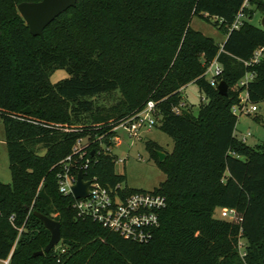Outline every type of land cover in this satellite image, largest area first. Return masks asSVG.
<instances>
[{"label":"trees","instance_id":"trees-1","mask_svg":"<svg viewBox=\"0 0 264 264\" xmlns=\"http://www.w3.org/2000/svg\"><path fill=\"white\" fill-rule=\"evenodd\" d=\"M37 1L0 0V118L11 177L0 182V260L264 264V145L236 138L232 111L244 89L249 102H264V54L258 63L244 64L264 46V30L244 21L228 31L243 0H77L34 36L17 5ZM257 9L264 12V1L257 0ZM201 14L207 21L218 18L213 23L226 35L221 44L190 27L193 15ZM214 58L222 65L217 80L228 87L247 72L255 76L221 95L203 76ZM57 69L68 76L53 83ZM191 82L205 97L196 115L183 102L182 88ZM115 91L114 103L100 104L99 96ZM149 100L158 113L156 127L173 148L159 160L162 147L146 142L165 174L152 190L165 198V207L150 239L136 242L78 216L74 198L58 190L57 173L68 155L78 159L72 148L86 138L84 178L123 184L124 195L145 191L130 188L115 172L117 157L105 147H113L112 128ZM222 208L234 209L240 220L222 217ZM35 212L61 227L60 242L38 256L33 253L44 248L50 232Z\"/></svg>","mask_w":264,"mask_h":264},{"label":"built area","instance_id":"built-area-1","mask_svg":"<svg viewBox=\"0 0 264 264\" xmlns=\"http://www.w3.org/2000/svg\"><path fill=\"white\" fill-rule=\"evenodd\" d=\"M264 1V0H260ZM252 11V12H249ZM261 13L259 17L260 25L253 23V18L256 12ZM264 18V12L257 9V0H243L239 10L236 12L233 21L228 27V31L239 29L244 21H248L256 26L262 28L261 21ZM218 19L214 17V20ZM221 22V19L218 20ZM263 29V28H262ZM264 54V46L257 47L251 58L244 61L245 65H252L258 63ZM222 72V65L214 58L207 66L203 76L210 83V85L217 87V77ZM255 74L247 72L235 84V87H245L249 81L254 78ZM184 103L181 102L178 106L173 108L175 113H179ZM233 113L240 115L245 113L247 115L254 114L264 120V102H249L248 93L244 89L239 95V104L232 107ZM158 124V113L155 103L152 100L146 102L143 108L133 117L126 119L122 123L114 126L112 131L115 136L111 138L118 141L117 130L122 128L126 131L128 136L137 138L142 127H154ZM251 133L247 132L242 135L240 140L246 142ZM83 138L78 139L73 146V154H78V159H74L72 155H68L61 161V170L57 173L58 190L63 195H71L74 198L72 207L80 217H89L100 223L103 227L113 231L120 236L136 242H145L150 239L152 229L159 224V212L165 207V198L159 194L150 191H139L129 195L122 193L123 184L118 183L115 187H109L102 184L97 177L84 178L88 182V194L86 197L75 198L72 194L71 187L76 182L77 173L79 170L87 168L89 159L86 158L82 163L81 159L86 154L83 148L87 144L81 143ZM111 147H105L106 150L111 151ZM122 161L121 159H118ZM220 215L224 218L233 221H239L240 217L234 209L222 208ZM10 221L13 216L9 217ZM63 251V249H61ZM9 257L0 260L1 264H8Z\"/></svg>","mask_w":264,"mask_h":264},{"label":"rangeland","instance_id":"rangeland-1","mask_svg":"<svg viewBox=\"0 0 264 264\" xmlns=\"http://www.w3.org/2000/svg\"><path fill=\"white\" fill-rule=\"evenodd\" d=\"M261 13L256 12L253 23L260 25L259 17ZM214 18L207 21L201 15H193L190 21V27L203 35L211 38L215 43L221 44L225 38V32L217 28L214 23ZM68 76L65 69H57L50 76L51 82H56ZM231 91H236L235 85L228 87ZM183 102L186 104V109L191 111L194 115L197 114L199 104L205 101L204 94L199 90L195 83H188L182 90ZM119 98L117 91L102 94L99 96V102L102 105L109 106ZM258 116V120H255ZM250 132L251 135L247 137L246 144L254 146L257 144L264 145V120L258 115H247L242 113L238 115V120L235 128V136L240 139L243 134ZM118 141H114L111 152L116 155L115 172L124 174L126 177V184L130 188L142 189L146 191L153 190L165 179V174L160 167L154 162L150 156L146 142L151 140L162 147L161 150L165 156L170 153L173 148L172 139L163 133L158 127H142L139 131V137L133 138L128 136L126 131L122 128L117 130ZM85 142L83 138L81 143ZM164 156V157H165ZM121 159L122 161H119ZM9 160L7 154V146L5 143L4 128L0 118V182L10 183ZM216 216H219V211H216ZM241 245L244 239L240 240ZM242 251V247L241 250ZM1 264V263H0Z\"/></svg>","mask_w":264,"mask_h":264},{"label":"water","instance_id":"water-1","mask_svg":"<svg viewBox=\"0 0 264 264\" xmlns=\"http://www.w3.org/2000/svg\"><path fill=\"white\" fill-rule=\"evenodd\" d=\"M77 0H40L37 2H20L17 10L25 21L29 31L34 36H42L44 28L51 23L58 15L67 9L74 7ZM264 30V18L261 21ZM218 93L227 95L228 85L225 81H220L217 85ZM30 107H26L23 112L29 113ZM158 159L162 160L165 154L157 151ZM72 194L75 198L86 197L88 194V182L83 180L82 171L79 170L75 184L71 187ZM35 215L43 222L46 229L50 232V239L42 250L33 253V256L43 255L55 247L61 240L60 222L50 217L44 216L39 212Z\"/></svg>","mask_w":264,"mask_h":264},{"label":"crops","instance_id":"crops-1","mask_svg":"<svg viewBox=\"0 0 264 264\" xmlns=\"http://www.w3.org/2000/svg\"><path fill=\"white\" fill-rule=\"evenodd\" d=\"M182 90H183V88H182Z\"/></svg>","mask_w":264,"mask_h":264}]
</instances>
